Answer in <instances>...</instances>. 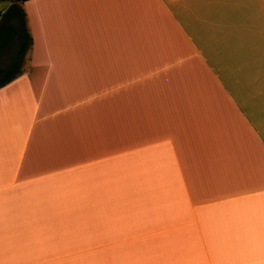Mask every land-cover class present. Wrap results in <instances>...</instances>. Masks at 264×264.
Listing matches in <instances>:
<instances>
[{
    "label": "crops",
    "instance_id": "obj_1",
    "mask_svg": "<svg viewBox=\"0 0 264 264\" xmlns=\"http://www.w3.org/2000/svg\"><path fill=\"white\" fill-rule=\"evenodd\" d=\"M1 2L0 264H264V0Z\"/></svg>",
    "mask_w": 264,
    "mask_h": 264
},
{
    "label": "trees",
    "instance_id": "obj_2",
    "mask_svg": "<svg viewBox=\"0 0 264 264\" xmlns=\"http://www.w3.org/2000/svg\"><path fill=\"white\" fill-rule=\"evenodd\" d=\"M0 1H7L9 2V4H11L7 12H12L13 7L18 8L21 12H23L19 4L27 0H0ZM4 13L5 12L3 10H0V19L4 15ZM17 33H18V29L15 26H9L3 32L2 38H0V48L2 45H6L7 43H9L12 40V38L15 37V35H17ZM30 43H31V39L29 33L23 31L21 33V41L19 47L17 49L14 58L7 66L0 67V87H2L6 83L14 79L21 73L24 62V55Z\"/></svg>",
    "mask_w": 264,
    "mask_h": 264
},
{
    "label": "rangeland",
    "instance_id": "obj_3",
    "mask_svg": "<svg viewBox=\"0 0 264 264\" xmlns=\"http://www.w3.org/2000/svg\"><path fill=\"white\" fill-rule=\"evenodd\" d=\"M4 3L0 1V9H2L4 6ZM19 39L16 37L11 45L9 47H6L4 49L0 50V67L7 66L12 59L14 58V54L16 53V49L19 44ZM26 58H24V63H25Z\"/></svg>",
    "mask_w": 264,
    "mask_h": 264
}]
</instances>
